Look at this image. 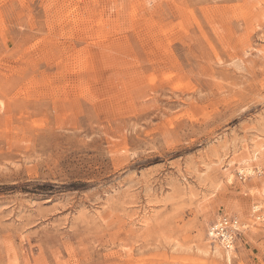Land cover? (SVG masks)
<instances>
[{
  "label": "rangeland",
  "instance_id": "obj_1",
  "mask_svg": "<svg viewBox=\"0 0 264 264\" xmlns=\"http://www.w3.org/2000/svg\"><path fill=\"white\" fill-rule=\"evenodd\" d=\"M0 264H264V0H0Z\"/></svg>",
  "mask_w": 264,
  "mask_h": 264
},
{
  "label": "bare ground",
  "instance_id": "obj_2",
  "mask_svg": "<svg viewBox=\"0 0 264 264\" xmlns=\"http://www.w3.org/2000/svg\"><path fill=\"white\" fill-rule=\"evenodd\" d=\"M256 159H257V150H254L253 152H250V150H248V151L246 150V152L244 154H242L241 162L243 164H245V163L246 164H251L252 161H254ZM247 170H249V168H247ZM241 175L243 177V174H241ZM228 179H229V181L232 180L231 175H228ZM220 217L216 221L213 222V225L210 228V232H211V234L213 236L216 237L217 240H220V242L224 239V241L226 242L225 243L226 244V246H225L226 247L225 248V252L227 254V257H230L231 252L233 250L234 240H235L234 233H236V231L238 229L235 228V227H232V228H225V227H223V228H219V231H216L214 227L217 225L216 222L220 219ZM232 237H233V239H232ZM214 249H215V252L221 253L220 250H219V248L216 247Z\"/></svg>",
  "mask_w": 264,
  "mask_h": 264
},
{
  "label": "built area",
  "instance_id": "obj_3",
  "mask_svg": "<svg viewBox=\"0 0 264 264\" xmlns=\"http://www.w3.org/2000/svg\"><path fill=\"white\" fill-rule=\"evenodd\" d=\"M217 225L214 227L216 231H219V228H232L235 227L239 229V222L236 217H230L227 215H222L220 219L216 222Z\"/></svg>",
  "mask_w": 264,
  "mask_h": 264
}]
</instances>
